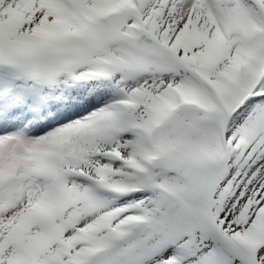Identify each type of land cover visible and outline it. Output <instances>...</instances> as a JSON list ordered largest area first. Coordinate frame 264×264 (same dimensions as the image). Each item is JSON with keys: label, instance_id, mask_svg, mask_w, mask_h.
Wrapping results in <instances>:
<instances>
[{"label": "snow or ice", "instance_id": "snow-or-ice-1", "mask_svg": "<svg viewBox=\"0 0 264 264\" xmlns=\"http://www.w3.org/2000/svg\"><path fill=\"white\" fill-rule=\"evenodd\" d=\"M0 264H264V0H0Z\"/></svg>", "mask_w": 264, "mask_h": 264}]
</instances>
